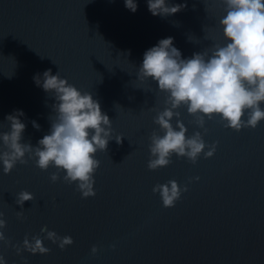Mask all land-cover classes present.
I'll list each match as a JSON object with an SVG mask.
<instances>
[{"label": "water", "instance_id": "1", "mask_svg": "<svg viewBox=\"0 0 264 264\" xmlns=\"http://www.w3.org/2000/svg\"><path fill=\"white\" fill-rule=\"evenodd\" d=\"M136 2L133 13L124 0H0V132L9 131L5 117L19 110L26 125L22 143L35 147L48 133L55 100L34 76L50 69L92 94L112 123L113 138L123 137L95 156V197L83 199L63 172L53 183L54 167L41 171L29 160L5 175L0 165V213L10 241H0V255L7 264H264V121L239 132L219 118L206 121L203 138L217 143L212 158L201 155L192 164L173 155L169 166L147 168L149 136L159 130L149 109L163 110L165 94L138 79L143 54L168 37L183 58L213 41L224 43V6L167 0L187 6L162 18L149 12L147 0ZM180 112L189 136L203 134L186 108ZM169 180L188 191L165 208L152 189ZM22 190L35 197L23 208L16 203ZM45 227L74 243L61 250L44 238ZM26 236H39L50 252L17 255L15 246L22 248Z\"/></svg>", "mask_w": 264, "mask_h": 264}, {"label": "clouds", "instance_id": "2", "mask_svg": "<svg viewBox=\"0 0 264 264\" xmlns=\"http://www.w3.org/2000/svg\"><path fill=\"white\" fill-rule=\"evenodd\" d=\"M219 2L225 13L219 19L224 43L213 41L204 50L183 58L181 51L174 46V38L168 37L159 40L143 54L138 79L153 81L159 92L165 94L163 110L149 109L156 111L153 123L159 129L149 136L147 168L150 171L169 166L173 155L186 158L192 164L197 163L201 155L205 159L212 158L217 143L209 145L205 142L206 121L219 118L225 128L236 132L244 128L255 129L264 121V0ZM124 3L129 11L136 12V0H124ZM147 6L153 16L164 18L179 13L187 5L147 0ZM34 83L52 94L55 116L49 117L50 129L35 147L30 142L22 143L26 125L20 117L24 113L16 110L5 117L9 131L0 132L3 174H10L18 163L27 164L33 160L41 171L50 167L57 170L49 177L53 183L60 180L63 172L64 182L76 184L83 199L95 197L94 175L100 167L95 156L97 152L107 151L109 141L114 139L119 144L123 137L117 135L113 138L112 123L102 112L98 100L61 78L59 71L55 75L50 69L42 75L37 74ZM181 108H186L188 115L194 118L192 122L203 130V134L195 131L188 135V128L181 119ZM174 119L175 125L172 123ZM32 124L39 130V124L35 121ZM195 180L198 181L199 177ZM152 191L159 194L163 207L172 208L188 188H181L175 180H169L155 185ZM34 199L27 190L16 195V203L21 208L26 201ZM17 215L23 216V211ZM5 228L6 221L0 213V241L10 243L6 241ZM41 231L47 233L45 239L58 243L61 250L74 243L71 236L60 237L46 227ZM15 250L17 255L23 251L32 255L50 252L39 236H33L31 241L26 236L22 248L15 246ZM97 252L94 245L91 253L96 255ZM0 264H7L3 255H0Z\"/></svg>", "mask_w": 264, "mask_h": 264}]
</instances>
